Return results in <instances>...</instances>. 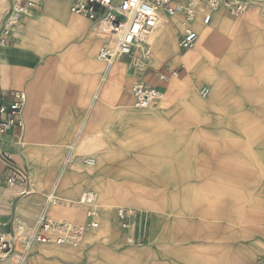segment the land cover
<instances>
[{"label": "crops", "instance_id": "obj_1", "mask_svg": "<svg viewBox=\"0 0 264 264\" xmlns=\"http://www.w3.org/2000/svg\"><path fill=\"white\" fill-rule=\"evenodd\" d=\"M36 2L38 7L22 19L10 42L0 46V103L9 104L13 92H25L28 98L21 115L22 127L9 131L0 144V151L11 155L12 161L9 164L0 158V232L4 234L12 229L33 228L45 211L49 196L58 201L47 208L49 218L69 222L86 220L77 200L85 189L96 193L102 209L114 208L117 202L123 203L127 197H134V185L127 187L121 183L122 180L138 184L143 183L147 175L121 162L120 149L147 144L148 126L154 129L160 127L157 122L164 118L157 116L159 111L154 110L153 105L138 109V112L127 111L124 105L127 95L124 92L128 84L136 79V74L133 70L114 65L115 62L108 65L98 58L105 41L93 33L92 23L87 17L71 12L73 0ZM8 6L9 0H0V25ZM256 9L264 13V6L251 10ZM223 14L234 18L220 10L214 13L210 25H203L201 18L193 24L199 34L197 59L200 60L209 45L219 38L218 31L227 30L228 22ZM257 18L264 25V16ZM181 20V16L163 17L161 27L151 37L152 57L146 63L168 62L170 70H174L187 61L188 57L180 55L178 46ZM203 60V65L198 63L194 70L191 69L190 77L196 75L198 81L207 78L214 85L215 71L211 66L204 65L206 59ZM142 67L141 70H144L146 64ZM160 71L152 70L155 76ZM142 80L157 86L147 74ZM172 86L178 88V83ZM131 99L134 106L132 95ZM259 146L264 154V136ZM83 153L98 154L92 170H78L73 165V157ZM9 165L27 169L32 166L36 176L33 193L29 196L20 197L17 188L7 187L6 178L11 173ZM47 192L50 193L46 196ZM231 193L241 197L238 207L245 210L250 195L252 201H256L255 210L264 205L255 199L259 196L257 193L249 195L246 190L236 188H231ZM137 215L130 219V223ZM133 227L128 228V242L134 245L136 242L131 236L136 230ZM109 228L106 225L103 231L108 232ZM146 229L147 226L144 233ZM111 230L114 241L122 235ZM103 231L93 230L81 244L84 246L82 255H87V262L83 264H110L111 258L104 256L107 248L100 239L92 242L94 236ZM143 231L139 232L140 238H146L142 235ZM247 233L245 227L237 232L244 249L263 241L261 238L249 241ZM79 247L34 242L27 255H16H22V264H56L47 257L57 254L62 260L71 259L79 254ZM146 250L148 246L130 251L143 254ZM255 253H260V248H255ZM16 255L10 256L8 264H13ZM114 259L123 264H148V256L142 255Z\"/></svg>", "mask_w": 264, "mask_h": 264}, {"label": "rangeland", "instance_id": "obj_2", "mask_svg": "<svg viewBox=\"0 0 264 264\" xmlns=\"http://www.w3.org/2000/svg\"><path fill=\"white\" fill-rule=\"evenodd\" d=\"M259 10L234 18L223 14L227 30L218 31L219 38L200 60L195 55L197 45L188 51L181 50L180 55L188 57L187 61L174 69L179 71V77L172 76L167 82L159 81L152 70L170 74L173 70L168 62L143 60L136 66L130 60L115 61L114 65L136 74L124 92L127 111H139L132 108L131 90L147 74L164 92V98L153 105L159 111L157 116L164 118L157 122L160 127L148 126L147 144L120 149L121 162L147 175L143 183L122 180L127 187L134 185V197L107 209H102L97 201V230L103 231L106 225L110 228L94 236L92 242L100 239L107 248L104 256L111 258L110 264H123L114 258L141 255L148 256V264H255L264 256V205L255 210L256 201L250 195L257 193L255 199L264 204V154L259 146L264 136V25L257 18L264 13ZM203 59L204 65L215 71L214 85L207 78L198 81V76L190 77L191 69L198 63L203 65ZM144 63L146 68L141 70ZM176 83L178 88L172 86ZM203 87L210 89V96L200 95ZM97 155H75L73 165L78 170H92L84 161L88 157L97 160ZM29 166L26 169L34 189L36 174ZM231 188L249 193L246 210L238 207L241 197L231 193ZM87 191L93 190L81 193ZM119 208L132 209L133 218L138 214L130 223L136 230L131 236L134 245L128 242L131 225L122 227L117 215ZM244 227L248 229L249 241H263L244 249L237 236ZM111 229L122 234L115 241ZM30 231L18 230L19 240L12 255L23 254ZM140 231L146 238L139 237ZM144 246L148 250L143 254L130 251ZM83 247L71 259L62 260L57 254L47 258L56 264H83L87 262ZM255 248H260V253L256 254ZM23 261L22 255H16L12 262Z\"/></svg>", "mask_w": 264, "mask_h": 264}, {"label": "built area", "instance_id": "obj_3", "mask_svg": "<svg viewBox=\"0 0 264 264\" xmlns=\"http://www.w3.org/2000/svg\"><path fill=\"white\" fill-rule=\"evenodd\" d=\"M264 6V0H73L71 12L87 17L92 23L93 33L104 39L98 58L108 65L115 61L128 58L138 66L152 55L150 35L160 26L164 16L174 18L181 16L178 33V46L182 51L193 49L199 34L193 28L199 18L208 26L214 13L224 10L231 17H239L249 13L254 7ZM38 7L36 0H9V6L0 25V46L10 42L15 28L22 19ZM179 71L173 70L156 73L161 82L169 81L170 77H179ZM208 87L200 90L203 97L210 96ZM134 107L145 109L164 98V92L157 86L138 81L131 90ZM9 104L0 103V144L2 138L13 128L22 127L21 115L27 104L25 92L11 93ZM0 158L11 164L10 155L0 151ZM84 163L89 167L96 165L95 158H87ZM11 173L6 178L8 188H17L20 197L33 193L32 179L26 168L20 169L9 165ZM56 201L48 197L45 211L40 215L35 226L31 228L28 241L24 245L23 255H27L32 243L42 245L56 244L78 247L87 235L99 228V211L96 208L97 198L93 191L85 192L79 205L84 208L86 220L74 223L65 220L50 219L47 208ZM58 202V201H57ZM134 215L132 209L119 208L118 216L123 228H128ZM18 230L12 229L8 234L0 232V264H8L7 260L15 251L18 242ZM264 264V258L255 262Z\"/></svg>", "mask_w": 264, "mask_h": 264}, {"label": "bare ground", "instance_id": "obj_4", "mask_svg": "<svg viewBox=\"0 0 264 264\" xmlns=\"http://www.w3.org/2000/svg\"><path fill=\"white\" fill-rule=\"evenodd\" d=\"M162 21H163V18H162ZM162 24V23H161ZM161 24H160V26L150 35V38H149V42L151 43V37L154 35V33L161 27ZM151 49H152V44H151ZM152 57V55L146 60V61H148L150 58ZM152 106V105H151ZM150 107V106H149ZM148 108V107H147ZM54 200L56 201L54 204H52V205H56L57 204V200L54 198ZM59 246H62V245H59ZM69 246V245H68ZM79 246H81V245H79Z\"/></svg>", "mask_w": 264, "mask_h": 264}]
</instances>
